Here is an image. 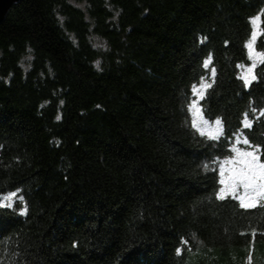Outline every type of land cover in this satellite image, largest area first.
<instances>
[{"label": "trees", "instance_id": "1", "mask_svg": "<svg viewBox=\"0 0 264 264\" xmlns=\"http://www.w3.org/2000/svg\"><path fill=\"white\" fill-rule=\"evenodd\" d=\"M254 17L259 33L264 0L16 3L0 24V200L18 199L0 207V264H264V199L219 196L233 146L264 162V64L242 79Z\"/></svg>", "mask_w": 264, "mask_h": 264}, {"label": "snow or ice", "instance_id": "2", "mask_svg": "<svg viewBox=\"0 0 264 264\" xmlns=\"http://www.w3.org/2000/svg\"><path fill=\"white\" fill-rule=\"evenodd\" d=\"M259 17L252 18L253 32L251 38L246 43V47L249 50V57L253 59L254 63L252 67L248 68L247 74L242 77L246 84H250L251 80H255L256 77L252 73V69L256 66L255 61L259 60L260 63L264 64V52H258L255 48V42L258 35L264 36V22H261L259 26L261 30L257 31L258 25L257 21ZM207 66V62L205 64ZM243 67V66H242ZM214 71V70H213ZM195 91V86L194 89ZM189 109L193 113V123L195 124L197 119L199 120L198 130L201 135H207L209 139L219 140L223 135V127L221 121L217 119L215 121V127L209 125V122L204 119L202 115V110L196 107V101H193L189 105ZM264 115V113H262ZM247 117V113H245ZM59 119V117H58ZM245 127L251 128L252 122L245 119ZM208 125V130L205 132L204 126ZM243 144L250 145L251 141L244 137ZM237 143H240L239 138ZM235 153V156H230L224 161V166L220 169V183L224 185L220 189L219 196L224 199L226 195H232L234 198L238 199L240 206L243 208L254 207L255 202L258 199H264V162H261V157L258 154L260 152V146H255V150H244L240 147L233 146L231 149ZM227 167V170L225 169ZM16 196V193H8L4 200L9 201L6 205L0 202V207L7 206L12 207V200ZM22 200L23 198L20 197ZM26 212V208L22 210V213ZM187 243V241H185ZM182 249H177L178 254Z\"/></svg>", "mask_w": 264, "mask_h": 264}, {"label": "water", "instance_id": "3", "mask_svg": "<svg viewBox=\"0 0 264 264\" xmlns=\"http://www.w3.org/2000/svg\"><path fill=\"white\" fill-rule=\"evenodd\" d=\"M20 0H0V24L5 19L9 10Z\"/></svg>", "mask_w": 264, "mask_h": 264}, {"label": "rangeland", "instance_id": "4", "mask_svg": "<svg viewBox=\"0 0 264 264\" xmlns=\"http://www.w3.org/2000/svg\"><path fill=\"white\" fill-rule=\"evenodd\" d=\"M258 36H259V35H258ZM255 44H256V42H255ZM253 63H254V62H253ZM260 64H261V63L259 62V60H256V61H255V65H256V66L252 69V73H254L255 69H256L258 66H260ZM252 65H253V64H252ZM243 74L246 75V74H247V70H245V71L243 70ZM201 88L204 89V88H206V87H205V86H202ZM202 89H201V90H202ZM208 122H209V121H208ZM198 124H199V120L197 119V121H196V126H197ZM209 125L212 126V127H215V123L213 124V123H210V122H209ZM197 127H198V126H197ZM208 127H209L208 125L204 126V130H205V132H207ZM223 166H224V165H223ZM227 167H228V166H225V169H226V170H227ZM223 187H224V185H223ZM5 197H7V196H5ZM5 197H3V198H5ZM3 198H1L0 202L4 203L5 205H6L7 203H9V201L4 200ZM15 201H16V202L18 201L17 196H15V197L13 198V200H12V206H13V204H14Z\"/></svg>", "mask_w": 264, "mask_h": 264}]
</instances>
